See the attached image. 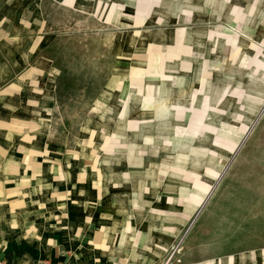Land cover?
I'll return each instance as SVG.
<instances>
[{
    "label": "rangeland",
    "instance_id": "1",
    "mask_svg": "<svg viewBox=\"0 0 264 264\" xmlns=\"http://www.w3.org/2000/svg\"><path fill=\"white\" fill-rule=\"evenodd\" d=\"M32 3L56 65L58 139L79 142L96 171L123 173L128 189L142 174L145 203L158 190L154 209L177 235L163 264L262 239L264 0ZM179 205L193 209L182 227Z\"/></svg>",
    "mask_w": 264,
    "mask_h": 264
},
{
    "label": "crops",
    "instance_id": "2",
    "mask_svg": "<svg viewBox=\"0 0 264 264\" xmlns=\"http://www.w3.org/2000/svg\"><path fill=\"white\" fill-rule=\"evenodd\" d=\"M47 37L32 0H0V264H163L177 235L154 209L158 190L151 187L145 203L142 174L128 189L123 173L96 171L95 157L82 156L79 142L58 139ZM164 107L156 113L169 117ZM156 139L142 135L141 144ZM150 178L153 186L158 175ZM173 211H183L182 227L193 209ZM177 264H264V235L238 250Z\"/></svg>",
    "mask_w": 264,
    "mask_h": 264
},
{
    "label": "built area",
    "instance_id": "3",
    "mask_svg": "<svg viewBox=\"0 0 264 264\" xmlns=\"http://www.w3.org/2000/svg\"><path fill=\"white\" fill-rule=\"evenodd\" d=\"M3 264H6V263H3Z\"/></svg>",
    "mask_w": 264,
    "mask_h": 264
}]
</instances>
